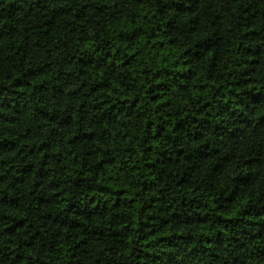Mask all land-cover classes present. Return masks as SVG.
I'll use <instances>...</instances> for the list:
<instances>
[{
    "label": "trees",
    "instance_id": "obj_1",
    "mask_svg": "<svg viewBox=\"0 0 264 264\" xmlns=\"http://www.w3.org/2000/svg\"><path fill=\"white\" fill-rule=\"evenodd\" d=\"M0 264H264V0H0Z\"/></svg>",
    "mask_w": 264,
    "mask_h": 264
}]
</instances>
